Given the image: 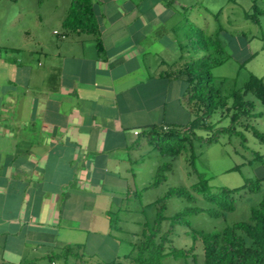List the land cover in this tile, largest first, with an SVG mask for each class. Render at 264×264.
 Returning a JSON list of instances; mask_svg holds the SVG:
<instances>
[{
    "label": "crops",
    "instance_id": "crops-1",
    "mask_svg": "<svg viewBox=\"0 0 264 264\" xmlns=\"http://www.w3.org/2000/svg\"><path fill=\"white\" fill-rule=\"evenodd\" d=\"M56 4L60 29L38 13L24 32L33 47L0 43V264L116 258L112 212L152 188V168L140 174L161 153L152 128L192 119L188 85L169 69L180 50L169 21L185 2L93 0L100 48L94 34L62 33L69 0ZM72 247L79 255H64Z\"/></svg>",
    "mask_w": 264,
    "mask_h": 264
},
{
    "label": "rangeland",
    "instance_id": "rangeland-1",
    "mask_svg": "<svg viewBox=\"0 0 264 264\" xmlns=\"http://www.w3.org/2000/svg\"><path fill=\"white\" fill-rule=\"evenodd\" d=\"M38 1L0 0V43L9 46L22 45V47L32 44L31 47H33V42L26 39L24 32L27 28L33 29L38 24V13L41 17L39 20L41 26L60 29L59 23H55L53 19L56 0ZM179 2H185L187 9L184 15H175L173 20L169 21V27L171 24L175 27L174 40L178 39L179 42L187 43L186 34L189 32L190 22L207 30H213L215 27L225 28L224 30L230 34V37L225 39L226 59L212 69L216 84L224 90L222 93L229 94L232 89L241 87L250 75L264 80V0H201V3L199 0H179ZM180 25L182 30L179 28ZM163 27L166 25L164 24ZM45 40L48 41V38ZM152 53H158L169 61V64L173 62L177 54L170 46L161 50L160 45L158 51ZM251 99L254 102L256 116L247 119L249 129L238 127L243 130L242 134L218 133V128L230 127L229 118L222 116L218 110L206 119L207 123L213 127L194 129L195 135L200 136L201 139L193 136L190 142H185L177 156L153 154L147 168H142L140 172L144 176V170L149 171L152 168V174L151 172L147 174L144 183L150 186L155 182L160 166H163L162 173L165 179L152 188L142 191L140 188V195H132L128 203L124 202L122 209L112 212L114 232L121 238L119 255L114 257L117 250L109 249L103 255L99 250L96 257H86L84 263L77 264H114L116 260L119 264H130L125 257L130 250L129 240L135 236L134 234L140 235L142 222L154 219L157 207L155 200L163 197L169 186L186 187L189 190H192V186L206 187L208 193L228 188L231 192L233 191L235 203L233 211L220 214L199 211L186 216L188 226L176 224L171 229V244L178 249L185 250L192 245L191 230L193 229L213 231L236 221L247 220L251 208L264 197V141L252 133V127H254L264 134V102L255 96ZM193 119L194 117L191 120ZM178 129L180 130L178 135L164 137L165 135L161 134L154 141L158 144L165 143L168 148L175 147L180 143L178 137H181L185 130L184 126ZM236 131L239 130L236 129ZM213 135L215 138L207 141V138ZM167 164L169 168L165 166ZM139 184L138 181V186ZM196 195L197 199L194 202L184 197L167 198L164 205V215L167 219L163 221L162 229L171 228L170 217L182 212L187 206L210 207L203 196ZM152 200L153 202L149 203ZM200 258L203 259L201 250L197 254L198 261ZM191 262H195V258L190 253L167 254L161 264Z\"/></svg>",
    "mask_w": 264,
    "mask_h": 264
},
{
    "label": "trees",
    "instance_id": "trees-1",
    "mask_svg": "<svg viewBox=\"0 0 264 264\" xmlns=\"http://www.w3.org/2000/svg\"><path fill=\"white\" fill-rule=\"evenodd\" d=\"M199 2L201 3V0ZM182 8L183 10L187 9L186 6H182ZM255 20L258 21L256 18ZM179 28L181 29V25ZM62 29L64 34L70 32L94 34L98 48H100L99 25L93 0H69L66 15L62 20ZM224 29L221 27L219 29L216 27L213 30L202 29L190 22L189 32L186 34L187 43L179 42V55L176 61L169 66V69L174 71V77L184 81L186 86L188 85V101L194 119L190 121L189 128L182 132L183 135L178 137L180 143L175 147L170 146L169 149L165 143L158 144L157 141H152L154 147L162 154L177 156L185 142H190L193 136L201 139L200 136L195 135L194 129L212 128L213 125H209L206 119L218 110L222 116L229 118L230 127L218 128L217 132L242 134L243 130L238 127L249 129L246 123L247 119L256 116L252 96L264 102V80L255 75H250L241 87L232 89L229 94L222 93L224 90L216 84L212 69L226 59L225 39L230 37V34ZM203 117L206 118L203 119ZM152 129L154 130L153 134H156L152 140H157L161 134L165 135L164 137H173L180 133L177 127L167 131L157 127ZM252 133L264 141V134L254 127H252ZM214 138V135L211 138L208 137L207 141ZM257 156L261 157L259 154ZM165 166L169 168V164ZM163 171V166H160L155 182L151 186H155L165 179ZM196 194L203 196L210 207L187 206L182 212L170 217L171 228L162 229V223L167 219L164 215L165 200L175 196L184 197L188 201L194 202L197 199ZM155 204L157 207L154 219L142 222L140 235L134 234L133 239L129 241L130 250L125 257L128 258L130 264H161L167 254L184 253H190L195 258V262L189 264H264V197L251 208L250 215L245 221H236L213 231L191 230L193 242L185 250L178 249L171 244V229L176 224L188 226L186 216L195 212L205 210L212 214H220L233 211L235 208L233 191L221 188L215 193H208L206 187L192 186V190L186 187H171L163 197L155 201ZM69 249L64 255L74 251L77 253L79 247ZM200 250L203 259L200 258L198 261L197 254ZM73 255L75 254L73 253ZM78 255L79 253H77ZM113 263L119 264L117 260Z\"/></svg>",
    "mask_w": 264,
    "mask_h": 264
}]
</instances>
